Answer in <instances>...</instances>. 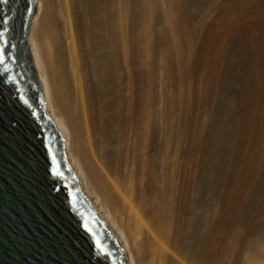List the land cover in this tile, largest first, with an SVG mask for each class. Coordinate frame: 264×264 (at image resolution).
<instances>
[{
	"label": "bare ground",
	"instance_id": "bare-ground-1",
	"mask_svg": "<svg viewBox=\"0 0 264 264\" xmlns=\"http://www.w3.org/2000/svg\"><path fill=\"white\" fill-rule=\"evenodd\" d=\"M109 1L37 0L28 31L47 110L65 140V155L84 195L117 238L125 264H264V228L254 225L264 213V107L259 104L264 103L263 89V94L258 92L261 101L254 98L258 100L256 108L262 110L260 120L255 119L253 128L248 126L253 137L247 136L253 139L250 149L245 148L242 154L245 164L232 172L227 163L235 145L231 146L227 138L230 131L224 125L228 122L221 120L225 113L220 116L212 112L209 132L200 138V148L190 125L183 128L182 141L177 137L170 143L169 128H165L172 113L161 105L162 90L157 92L153 110L145 112L138 107V91L131 92L132 85L127 84L118 114L117 90L106 77L112 46L119 41L109 18ZM195 1L184 3L190 7ZM118 6L122 11L117 16L121 23L118 31L124 43L122 49L120 42V49L129 78L134 69L131 0H120ZM179 7H183L181 3ZM257 60L261 64L254 61L257 68L253 72L262 78L264 60ZM233 81L229 85L233 86ZM236 91L221 92L222 97L234 98ZM224 98V106H219L229 110ZM224 109H219L220 113ZM117 118L122 122L121 133L117 132ZM173 122L174 131H180V125Z\"/></svg>",
	"mask_w": 264,
	"mask_h": 264
},
{
	"label": "rangeland",
	"instance_id": "rangeland-1",
	"mask_svg": "<svg viewBox=\"0 0 264 264\" xmlns=\"http://www.w3.org/2000/svg\"><path fill=\"white\" fill-rule=\"evenodd\" d=\"M179 2L183 7H179ZM211 2L212 0L210 3L208 0H196L194 4H190L189 7L188 3H184V0H131L130 16L132 17L133 22V32L131 37V64H133L134 69L133 73L130 75L131 77L129 76L128 78V75L125 72V60H123L124 56H122L125 55L123 54L124 52L122 53L124 43L123 39H121L122 34H119L121 31V23H118L119 19L117 18V16L119 17L120 13L122 12L120 10L121 7L118 6V4L120 5V0L119 2L118 0H110L109 5H111L110 7L112 8L109 10V18L110 21L112 20V29L115 36L117 35L121 37L119 38L116 36V39L119 41L118 43L115 42L114 44L117 46H112V50H114L112 51V60L116 58L117 59L113 61L111 60V64L109 63L110 65H107L109 68V75H106V77L111 80V83L113 82L111 87L114 89V91L117 90L115 100V107L117 108L115 109L119 114L118 109L120 108V115L124 104L121 93L124 92L127 84L131 83V92L138 91V107L142 111H152L155 105L154 99H157L158 97L157 92H160L161 90V92H164L162 94L163 99L161 105L166 107V110H169V112L172 113V117L167 119L165 128V130L168 128L171 130H166L168 135L167 137L168 139L170 138V143H172L171 141L174 142L177 140V137L180 139V141H182L185 136V130H183V128L186 126L189 128L190 125V128H192L193 132H196H194L198 144H196V146H198L197 148H200L201 145H203L202 139L204 138L206 132H209L210 124H208V122L210 123L212 119V112L213 115L214 113L216 114L219 112L218 115L220 116L225 113L226 115L224 114L221 120L224 119V122H228L227 126H225L226 124L223 122V124H225L224 127H227L225 129L230 131V133L228 132L229 134H227L233 136H228L227 138H229V143L231 141V146L235 145L237 147H233V152L229 157L228 163L230 161L233 163H227L228 171L230 170L229 172H232L234 169L236 170L238 167H240L242 162H244L242 154H244L246 149H250V146L252 145L249 144L251 142L250 140L253 139L251 133V128H253L252 125H254L255 119H259V116L261 115L260 110H262L260 107L256 108L258 100L255 102L254 98L259 100L261 99L259 98L261 94H258V92L262 93V89L264 91V83H262L264 82V76L262 74L261 78L259 76L260 73H257L256 75V73L253 71H255L257 68L256 63H259L258 65L261 64V62H258L257 59L260 60L264 57V53L262 54L264 51H261L264 49L262 48V46L264 47V41L262 42V40H264V37L262 36L264 34V0H213V3ZM183 10H185V12ZM242 19H245L246 21H243ZM118 26L120 27L118 28ZM255 28H258L259 30ZM119 29L120 31H118ZM250 30H252V32ZM236 40L237 42L235 43ZM258 40L260 41L258 42ZM120 42L123 44L122 49H120L122 46ZM260 55L263 57L261 56V58H259ZM261 60H264V58ZM254 61H256V63ZM110 75L112 77H110ZM232 79L236 80L233 81L232 84L235 82L233 86L229 85V81L231 82ZM259 79L261 81H259ZM128 80L130 81L128 82ZM258 83H260V85H258ZM226 85H229V89L226 88ZM233 89L237 90V97L235 95L234 98L231 97L228 99L222 97L223 92H231ZM117 97H119V99ZM221 98H224V102H226L227 107H230L229 110L219 106V103L223 104V102H221ZM117 100L119 101L117 102ZM216 102L218 104H216ZM260 103L262 107H264V103L262 101L259 102V104ZM219 109H224L225 111L221 110L220 113ZM140 113L144 112L140 111ZM228 114L232 117H229ZM117 121L121 122V119L117 118ZM172 121H174L173 123L176 121V123L180 125V131H174L172 127ZM120 122L117 125L118 129L119 126L120 129L122 126V122ZM234 125H237V127L235 126V129H233ZM228 127L230 130H228ZM120 129L119 131L117 130V132L121 133ZM233 130L234 132L232 133ZM201 132H204V134ZM119 133H117V135L120 136L121 134ZM196 134H199L200 137L196 136ZM247 134L248 136L252 137H248ZM244 135H246V137ZM201 137L202 139H200ZM232 138L237 141H235L237 144L234 142V140H232ZM197 148H195V152L198 151ZM235 151L236 153H234ZM221 169H223V167H221ZM263 216H261L262 218L259 217L257 223L255 222L254 224L255 226L262 225L260 226L262 230L264 228Z\"/></svg>",
	"mask_w": 264,
	"mask_h": 264
},
{
	"label": "water",
	"instance_id": "water-1",
	"mask_svg": "<svg viewBox=\"0 0 264 264\" xmlns=\"http://www.w3.org/2000/svg\"><path fill=\"white\" fill-rule=\"evenodd\" d=\"M36 11L37 0H0V264H125L47 110L28 45Z\"/></svg>",
	"mask_w": 264,
	"mask_h": 264
},
{
	"label": "snow or ice",
	"instance_id": "snow-or-ice-1",
	"mask_svg": "<svg viewBox=\"0 0 264 264\" xmlns=\"http://www.w3.org/2000/svg\"><path fill=\"white\" fill-rule=\"evenodd\" d=\"M3 34L0 33V38H2ZM4 44H7L8 42L5 40L3 41ZM4 62V49L2 46H0V63ZM99 246V245H98Z\"/></svg>",
	"mask_w": 264,
	"mask_h": 264
}]
</instances>
